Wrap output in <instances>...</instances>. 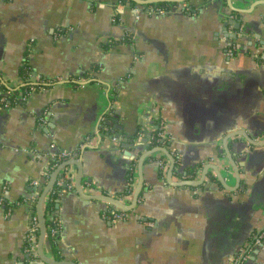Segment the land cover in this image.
Instances as JSON below:
<instances>
[{
    "label": "crops",
    "instance_id": "crops-1",
    "mask_svg": "<svg viewBox=\"0 0 264 264\" xmlns=\"http://www.w3.org/2000/svg\"><path fill=\"white\" fill-rule=\"evenodd\" d=\"M200 1L158 3L169 12L154 14L157 5L130 0L122 8L114 0H0V96L21 93L25 61L26 81L54 82L0 110V264H24L30 207L61 151L79 159L80 192L94 198L77 195L79 171L66 168L73 188L57 193L48 216L59 223L61 261L231 264L242 254L246 264H264V243L249 247L264 232V147L242 154L237 141L235 154L221 148L234 128L264 141V0ZM182 4L195 13L182 12ZM226 16L239 28L223 27ZM104 114L116 118L109 132L119 139L97 129ZM156 129L160 147L175 157L171 182L197 181L210 167L221 183L209 169L213 178L202 187H163L152 158L139 171L146 153L123 141ZM152 157L165 162L166 176L165 156ZM141 183L145 190L123 219L104 215L111 206L103 196L129 205ZM42 252L53 259L45 244Z\"/></svg>",
    "mask_w": 264,
    "mask_h": 264
},
{
    "label": "water",
    "instance_id": "water-1",
    "mask_svg": "<svg viewBox=\"0 0 264 264\" xmlns=\"http://www.w3.org/2000/svg\"><path fill=\"white\" fill-rule=\"evenodd\" d=\"M114 6L118 5L117 1L114 0ZM132 1L135 5H139V6H149V5H157L158 3H167V4H181V3H185L188 0H130ZM204 1L207 0H201L200 4H204ZM226 5H229V0H225ZM218 6L224 2H222V0H218L217 1ZM174 10V9H173ZM233 11H235L234 9H232ZM153 11V10H152ZM151 11V12H152ZM222 21H223V27L226 26H233L234 28H239V23L238 20L234 21L232 18H230V16H226V17H222ZM236 37H233V39L235 40ZM230 43V42H229ZM228 43V44H229ZM115 117L113 115H108V114H104L100 121H99V127H97V129L101 132L102 137L106 136L109 137L110 140H112L113 138L115 139H119V135H114V133L109 132V127H114V123L115 121ZM115 128V127H114ZM118 130V128H117ZM144 137L142 138L141 141L136 142L135 141V133H133L132 135H130V137H126L124 139V146L126 148H129V150H133V152H138V151H142L145 154V156L143 157V159L138 163V169L140 171V168L143 164V161L145 158H152V162L154 161L156 164L157 169L159 170V181H161V185L163 187H190V188H196V187H202L203 185H207V179L213 178L210 177L208 178V176H210L208 174V170L212 169L218 179V181L221 183L220 178L217 176V169L214 168H210V167H203L202 171L200 173L199 179L197 181L194 180H187L184 179L183 181L179 182V183H173L171 182V177H172V173H173V168L175 166V157L173 155V152H169L166 149L160 147V144L157 145L154 148L149 149L146 142L147 140L150 138V135L148 133H144L143 134ZM226 137V139L224 140V143L221 144V148L223 150V152L226 153H230V154H235V152H237L236 147H234V143H236L237 141H241L243 142V144L245 145L244 150L242 152V154L245 153H252L255 151L254 148H263L264 147V141H258V136H249L247 135L242 129H238V128H234L231 129L230 131H227L224 135ZM234 142V143H232ZM155 153H162L165 158L167 159L169 166H168V171H167V175L164 176L163 171L166 167L165 162H160L159 159L157 161V159H153V155ZM79 159H70L67 161H63L62 163H60L59 165L56 166V168L52 171V173L49 176V181L46 185V187L43 189V192L41 193V195L38 198L36 207H35V215H36V220H37V229H38V237H37V242H36V253H37V258L43 263V264H75L74 262H68V261H56L53 260L51 258L46 257L43 252H42V245L45 244L46 247H48V243L46 241V229H45V222H44V217H43V211L44 208L42 207V203L43 200L45 198V196L47 194H49L52 189L54 188L55 184H56V180L57 178L60 176V174L66 170V168H68L69 166H76L77 170L79 171V176H78V181L77 184L75 185V189L77 191V195L79 197H81V199L88 201L91 199H94L93 197H87L86 195H83L80 192V173H81V162H78ZM224 169V168H223ZM162 170V172H161ZM193 169H191V172ZM161 173V174H160ZM181 173L183 174V177H186L187 173L182 170ZM194 175V174H193ZM65 185H62L59 190V192H62V190H64ZM145 187H142V183L140 184L139 188L134 192L133 194V198L132 201L129 205H123L121 203L118 202L117 199L115 198H110L108 196H103L104 201L108 203V205H110L113 208H116L117 210H120L122 212H129L131 210L134 209V207L137 205L138 203V199L140 196L141 191H144ZM256 238V237H255ZM253 244V242L249 241V247ZM243 248V247H242ZM240 251H238L239 253ZM237 253V254H238Z\"/></svg>",
    "mask_w": 264,
    "mask_h": 264
},
{
    "label": "trees",
    "instance_id": "trees-1",
    "mask_svg": "<svg viewBox=\"0 0 264 264\" xmlns=\"http://www.w3.org/2000/svg\"><path fill=\"white\" fill-rule=\"evenodd\" d=\"M117 3L119 5H125L126 2H128L129 0H116ZM225 0H222V2H224ZM132 6H135L133 3H131ZM157 8H163L166 9V11H169V6L165 5V4H159L157 5ZM188 12L190 13H195L196 8L193 5H187V9ZM185 10H182V12H184ZM118 16V12H116L115 14V21L117 19ZM126 38V37H125ZM123 39L124 42H127V39ZM29 66L27 64V62L25 61L23 63V65L19 68L18 70V74L21 77V79L24 80L22 87L20 88L21 94H22V99L19 100L21 102H23L25 100V98L31 94L33 91L40 89V88H45L48 86L53 85L54 82H50L48 80H42L40 79L39 82H37L36 84H32L29 81H26V79L29 76ZM13 95L17 94V91H13L11 92ZM18 101V102H19ZM159 132V129H156L154 131L151 132L150 135V139L152 140L150 142V144L148 145V147H153L155 145L160 144V141H156L157 138V134ZM58 162L53 159L50 161V165H49V170H52L56 167V164ZM59 188L55 185L54 188L52 189V191L49 193L48 195V199L45 203L44 206V211H43V217H44V222H45V229H46V241L48 243V248L50 250V253L53 257L54 260L56 261H61V257L60 255H58V252L56 250V240L58 239V233H59V223L56 221V219L52 216L50 217V219H48V216H50V213L53 212V207H54V202H55V196L58 193ZM3 205L5 206V209H8L9 207H11L10 205H8L6 202L3 203ZM30 210L32 211L31 217H36L35 215V205L32 204L30 207ZM106 216L109 217V214L106 213ZM38 235V229L35 231V236L37 237ZM264 242V239H263ZM24 252H25V260H24V264H31L32 261L36 260V256L32 254V244L29 243L28 241H26V243L23 246Z\"/></svg>",
    "mask_w": 264,
    "mask_h": 264
},
{
    "label": "built area",
    "instance_id": "built-area-1",
    "mask_svg": "<svg viewBox=\"0 0 264 264\" xmlns=\"http://www.w3.org/2000/svg\"><path fill=\"white\" fill-rule=\"evenodd\" d=\"M119 7L122 8L123 5H121V6L119 5ZM186 9H187V5L186 4L185 5L182 4L181 10H186ZM152 12L154 14H165V13H168L169 11H166V9H163V8H156ZM230 18H232V16H230ZM235 53H236L235 46L232 43H229L226 46L225 55L227 57L231 58V57H234L235 56ZM21 99H22V94L21 93H19L17 95L16 94L13 95L12 93L7 92L5 96H0V110H6V109H9V108L13 107V105H15ZM160 129H159V132L157 134L156 141H159L161 139V137L163 136V132ZM143 137H144V135L141 133V134L137 135L135 141L136 142H139V141L142 140ZM112 140L115 141V138H113ZM151 141L152 140L150 138L147 140V142H146L147 146L150 144ZM151 148H154V147H150L149 149H151ZM73 156L74 155L72 153L61 151V152L55 154L53 156V159H55L58 162L56 164V166H57L60 163H62L63 161H67V160L72 159ZM49 165H50V162H49ZM55 185L58 188H60L62 185H65L64 190H62L63 192L70 191L73 188L72 184L68 180V174H67V172H65V170L57 178ZM106 195L109 196L110 198H115L116 199V196L114 194H112V193H107ZM106 213H108L109 214V217L110 218H113V219H123L124 216H125V214L122 211L117 210L116 208H112V207H109L104 212V215L105 216H106ZM31 223L32 224H31L30 230L28 231V234H27L26 239H27V241L29 243L33 244L36 241V236H35V231L37 230V220H36V217H33L32 218V222ZM263 238H264V232H262V233H260V234H258L256 236V241L257 242H262ZM262 243H264V242H262ZM246 258H247V255L240 254L235 259L233 258L231 260V263H234V264H242V261L245 260ZM31 264H35V262L32 261Z\"/></svg>",
    "mask_w": 264,
    "mask_h": 264
},
{
    "label": "flooded vegetation",
    "instance_id": "flooded-vegetation-1",
    "mask_svg": "<svg viewBox=\"0 0 264 264\" xmlns=\"http://www.w3.org/2000/svg\"><path fill=\"white\" fill-rule=\"evenodd\" d=\"M159 141L164 143V138H163V136L161 137V139H160ZM260 233H262V232H260ZM260 233H259V234H260ZM257 235H258V234H257ZM257 235H256V236H257ZM256 236H255V237H256ZM255 237H254V238L252 237V240H251V242H253V244L256 243V242H255V241H256V238H255ZM263 239H264V238H263ZM262 242H263V240H262ZM262 242H258V243H262ZM237 256H238V255H237ZM237 256H236V257H237ZM236 257H235V258H236ZM247 257H248V255H247ZM235 258H234V259H235ZM231 264H234V263H231ZM242 264H246V259L242 261Z\"/></svg>",
    "mask_w": 264,
    "mask_h": 264
}]
</instances>
